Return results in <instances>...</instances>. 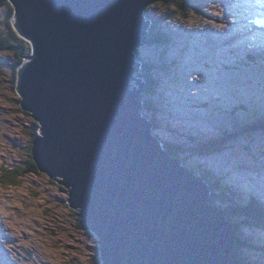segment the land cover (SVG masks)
I'll return each instance as SVG.
<instances>
[{
  "label": "water",
  "instance_id": "obj_1",
  "mask_svg": "<svg viewBox=\"0 0 264 264\" xmlns=\"http://www.w3.org/2000/svg\"><path fill=\"white\" fill-rule=\"evenodd\" d=\"M154 2L11 0L12 26L32 47L15 84L38 126L31 159L65 188L101 264H232L224 211L143 114L135 50L150 43Z\"/></svg>",
  "mask_w": 264,
  "mask_h": 264
},
{
  "label": "rangeland",
  "instance_id": "obj_2",
  "mask_svg": "<svg viewBox=\"0 0 264 264\" xmlns=\"http://www.w3.org/2000/svg\"><path fill=\"white\" fill-rule=\"evenodd\" d=\"M189 3L185 18L172 7L150 4L145 12L160 21L157 26L166 33L168 42L165 46L150 42L137 53L150 64L148 74L158 84L152 92L161 94L158 99L165 114L169 113L164 117L172 122L171 128L177 121L180 133L191 134L196 140H212L264 118V26L252 21L264 12V0ZM10 54L0 52V59L13 63ZM0 70L8 74L7 68ZM147 96L145 99L150 98L149 93ZM17 101L11 77L0 72V177L4 169H24L28 158L32 119L17 111ZM155 131L159 137L173 140L168 131ZM234 138L211 154L193 155L186 150L190 154L187 160L220 177L221 186H233L235 191L248 192L264 203V131ZM63 189L43 173H27L17 185L0 181V264L96 263L95 236L78 228L79 217L68 207ZM212 193L216 199L218 194ZM247 228L242 226L241 230L264 242V230L249 235L254 230ZM261 253L257 261L264 264V251H255V255L248 252L249 261L256 264L254 258Z\"/></svg>",
  "mask_w": 264,
  "mask_h": 264
},
{
  "label": "trees",
  "instance_id": "obj_3",
  "mask_svg": "<svg viewBox=\"0 0 264 264\" xmlns=\"http://www.w3.org/2000/svg\"><path fill=\"white\" fill-rule=\"evenodd\" d=\"M192 0H178L179 7L174 8L176 11H178L181 15L183 13V18H185L188 15L187 6L189 7ZM173 2H177V0H164L165 4H171ZM156 3V2H155ZM0 8H1V15L3 14V17L0 18V52L2 53H11L10 55H13V63L4 62V60L0 59V69L4 67L7 68L8 74L3 73L0 70V72L6 76L11 77L12 81V89L15 91V84H16V76L18 67L21 65V63L25 60L24 56H27L31 53V46L30 44L23 38H21L14 30L12 26V16H13V7L8 6V0H0ZM147 13V12H145ZM150 16V15H148ZM159 20L156 19L155 25L149 29L147 38L150 40V42L153 44L154 42L157 45L165 46L168 42L167 35L164 34L163 31L159 30V27H157V22ZM136 60L141 61L142 69L140 73L138 74L140 77H143V80L145 82V90H144V96H147V93L150 94V98L148 100L146 99V103H144V116L149 117L151 119V122L153 124V133L155 136H158L155 130L161 129L162 131H168L167 133L172 135L173 140H167L162 137L158 138L160 139L161 143L164 145V147L168 150L169 154L174 157H181L182 163L187 166L192 172H194L196 175H199L208 183V185L211 187V191L218 194L216 199L213 197V193L209 194V202H214V204H217L218 207L225 211L227 220H232L234 224V232L236 234L235 239H233V245H234V257L232 264H253L249 261L248 256L246 255V251L243 249V247L246 245V247L249 249H252V246H248V238L252 240L251 237L247 236L243 232H239V226L243 225L253 229V226H264V212L258 208V203L254 200L250 201H244L242 196L235 191L231 189L229 186H221L219 182H222V179L220 177L214 178L213 175L210 173V171L203 169L198 163L187 160L189 159L190 154H186V150L193 151V155L195 154H201V153H214L220 149H224L227 145V141L229 143L233 141L235 138L238 137V135L246 134L249 132H261L264 131V119H258L255 122H250L247 124H244L243 126H240L239 129L236 131H226L221 133L219 136H216L214 138H210L212 140L208 139H202V140H196L194 139L195 136L189 135L181 136L178 140L175 135L170 133V130L166 128L164 125H167V127L171 128L172 122L168 120L160 121L162 118L159 116L165 115L164 110H162L160 106V100H152L155 93H153V90H156V84L154 80L150 78V75L148 74V64L146 62L147 59H144L138 55L137 50H135ZM150 65V64H149ZM153 68V66H152ZM137 75V74H136ZM156 85V86H155ZM148 97V96H147ZM158 98V97H157ZM18 103V101H17ZM19 105V103L17 104ZM17 111L27 115L30 117V114L26 111H22L20 109V106L17 107ZM154 115H158L157 117ZM169 123H168V122ZM32 126L29 132V136L32 137L37 132V123L32 121ZM180 132H178L179 134ZM177 134V135H178ZM183 135V134H182ZM183 138V139H182ZM31 140L28 143L27 146V152H28V158L26 159V166L24 169L18 171L17 169H4V172L2 176L0 177V181L7 184V185H17L20 178L25 176L27 173H35L37 175H40L41 172H38L35 163L31 159L30 155V145ZM231 140V141H230ZM183 153H185V157L183 156ZM29 161H32V163H29ZM6 171V172H5ZM49 179V178H48ZM50 180V179H49ZM213 181V182H212ZM52 184H56L58 187H62L61 185L57 184L56 182L50 180ZM64 190V189H63ZM226 193V196L222 194ZM65 191V190H64ZM74 214H77V212H74ZM248 213V214H247ZM78 216V215H77ZM78 228H80L78 224ZM88 234L91 235V233L88 232ZM246 236V237H245ZM96 240V238H94ZM254 246V245H253ZM255 247V246H254ZM242 251V252H241ZM264 251V250H262ZM242 253V254H241ZM263 254V253H262ZM98 258V252H96L95 256V264H100L97 260Z\"/></svg>",
  "mask_w": 264,
  "mask_h": 264
},
{
  "label": "bare ground",
  "instance_id": "obj_4",
  "mask_svg": "<svg viewBox=\"0 0 264 264\" xmlns=\"http://www.w3.org/2000/svg\"><path fill=\"white\" fill-rule=\"evenodd\" d=\"M153 4V3H152ZM147 9V8H146ZM263 12V11H262ZM158 23H160V21H158ZM157 23V24H158ZM158 27V26H157ZM148 32H149V30H148ZM165 35H166V33H164ZM224 38H226V37H224ZM29 44H30V42L28 41V40H26ZM150 41V40H149ZM242 43V42H241ZM30 46H31V44H30ZM144 46V45H143ZM264 51V50H263ZM31 52H32V47H31ZM199 52V51H198ZM198 54V53H197ZM244 57V56H243ZM135 59H136V55H135ZM136 61H138V60H136ZM250 61H251V65H253V59L252 58H250ZM139 63H140V68L138 69V70H141L142 69V66H141V61H138ZM254 69H257V68H254ZM140 72H138L137 71V75L135 74V76H138V77H140L138 74H139ZM158 86H156V88H157ZM218 89V88H217ZM144 93V92H143ZM155 94L154 95H152L153 97L151 98L153 101L154 100H158V98L157 97H161V94L160 93H157V95H156V92H154ZM160 94V95H159ZM143 96H144V94H143ZM148 100V99H147ZM160 106H161V108H162V110H163V104H162V102L160 101ZM143 114H144V108H143ZM167 114V116H169V113H166ZM165 114V115H166ZM160 118H162L160 121H162V123H163V120H166V118L163 116V115H161V116H159ZM148 119H149V117H147ZM262 119H264V118H262ZM150 121H151V119H149ZM169 121V120H168ZM167 121V122H168ZM256 121V120H255ZM255 121H253V122H255ZM170 122V121H169ZM168 122V123H169ZM178 122L177 121H175L174 122V125H175V127L174 128H170V127H167V125H169V124H166V125H164V123H163V125L166 127V128H168L169 130H170V133H172L173 135H175L176 136V138L179 140L180 138L179 137H181V136H186V137H188L189 135H191V134H185V133H183L182 131H181V133H179L178 134V136H177V131H179V129H181V126H179V124H177ZM172 126V125H171ZM243 126V125H242ZM183 127V126H182ZM185 128V127H184ZM38 129V128H37ZM234 130V129H233ZM152 131H153V128H152ZM180 132V131H179ZM38 133V131L36 132V134ZM35 134V135H36ZM152 134L154 135V133L152 132ZM183 134V135H182ZM34 135V136H35ZM34 136L32 137V140H33V138H34ZM158 137V136H157ZM163 138V137H162ZM165 138V137H164ZM197 137H195L194 139H196ZM211 138H214V137H211ZM183 139V138H182ZM205 139H208V137L207 138H205ZM31 140V141H32ZM30 147H31V145H30ZM187 151H190V150H187ZM30 155H31V153H30ZM170 155V154H169ZM170 156H172V155H170ZM172 157H174V156H172ZM176 158V157H175ZM204 169V168H203ZM206 170V169H205ZM194 173V172H193ZM198 177H201V176H199V175H197ZM213 177L214 178H216V177H218V176H215V175H213ZM205 184H206V186H207V188H208V193H210V192H213V191H211L212 189H211V187L208 185V183L206 182V181H204V179H202V177L200 178ZM213 182V181H212ZM65 189V188H64ZM231 189L233 190V191H235L234 190V187L233 186H231ZM66 191V190H65ZM220 191V190H219ZM222 194H224L225 196H226V193H223L222 191H220ZM236 193H238V194H240V195H242V194H245V196H242L243 198V200L244 201H250V200H254V201H256L257 203H258V208L259 209H261L263 212H264V203L262 202V200H260L258 197H254L253 195L252 196H250V193H248V192H245V193H243V192H239V191H235ZM262 198H263V196H262ZM264 199V198H263ZM206 202V204L208 205L209 203H210V205H212L213 207H218L216 204H213V203H211V202H209V194H207V200L205 201ZM219 208V207H218ZM221 209V208H220ZM222 210V209H221ZM222 211H224V210H222ZM248 214V213H247ZM223 215H224V217H225V219H226V221H227V223H228V225H229V227H230V229H231V233H232V237H233V239H235V236H236V234H235V232H234V224H233V222H232V220H230V219H228L227 220V218H226V213H225V211H224V213H223ZM242 226H244L243 224L240 226V229H239V232H243L242 230H241V227ZM246 227V226H245ZM247 228V227H246ZM253 228V230H254V232H252L251 234L249 233V235H253V233H255L257 230H264V226H253L252 227ZM82 229V228H81ZM248 229V228H247ZM251 229V228H250ZM83 230H85V229H83ZM256 230V231H255ZM89 232V231H88ZM89 233H91V232H89ZM244 234L246 233V232H243ZM248 233V232H247ZM92 234V233H91ZM247 235V234H246ZM248 236V235H247ZM237 237V236H236ZM246 237V236H245ZM250 237V236H249ZM96 238V237H95ZM264 238V237H263ZM253 241H256V239L254 240V239H252V240H250L249 238H248V242H249V244H247L248 246H252L253 248L250 250H248V248L246 247V245L243 247V249L246 251V255H247V253L248 252H250L252 255H255V251H262L263 249H264V242L263 241H261V239L260 240H258V241H256L255 243H253ZM250 244H252V245H250ZM255 247H254V246ZM234 246V245H233ZM98 252V251H97ZM234 253H235V251H234ZM261 256H263V254L261 253V254H258V256L256 257V258H254L255 259V261H256V264H260L258 261H257V259L258 258H260ZM100 264H101V261H100Z\"/></svg>",
  "mask_w": 264,
  "mask_h": 264
},
{
  "label": "snow or ice",
  "instance_id": "obj_5",
  "mask_svg": "<svg viewBox=\"0 0 264 264\" xmlns=\"http://www.w3.org/2000/svg\"><path fill=\"white\" fill-rule=\"evenodd\" d=\"M158 3H161L164 7H172V8H177L179 7L178 0L177 2H173L171 4H165L164 0H157ZM8 6L11 7V0H8ZM183 13H181V18H183ZM216 15H220V13H216ZM220 27H224V25H220ZM29 163H32V161H29Z\"/></svg>",
  "mask_w": 264,
  "mask_h": 264
}]
</instances>
